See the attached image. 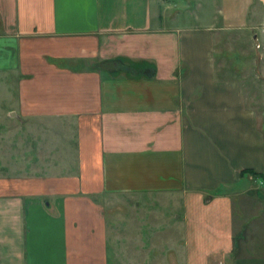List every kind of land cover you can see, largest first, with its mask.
Wrapping results in <instances>:
<instances>
[{
	"label": "crops",
	"instance_id": "0c3cea01",
	"mask_svg": "<svg viewBox=\"0 0 264 264\" xmlns=\"http://www.w3.org/2000/svg\"><path fill=\"white\" fill-rule=\"evenodd\" d=\"M166 3L0 0L1 137L33 121L71 137L70 158L40 165L67 173L0 159V264H264V203L249 204L264 190V109L216 59L254 0H222L220 28L184 27ZM117 58L155 77L93 70ZM116 197L137 202L103 204Z\"/></svg>",
	"mask_w": 264,
	"mask_h": 264
},
{
	"label": "rangeland",
	"instance_id": "374dc122",
	"mask_svg": "<svg viewBox=\"0 0 264 264\" xmlns=\"http://www.w3.org/2000/svg\"><path fill=\"white\" fill-rule=\"evenodd\" d=\"M172 0L173 3H166L173 6L171 11H178L176 15L183 14L185 19L182 26H215L220 28L223 25L224 18L221 17L222 0ZM218 3H215V2ZM176 2V3H174ZM186 2V3H184ZM243 11L245 3H240ZM180 26V25H179ZM213 28V27H212ZM216 59L221 76H238L245 86L247 105L257 110L264 109V0H254L249 16L248 25L242 30L222 31L216 43ZM8 102L2 104L6 105ZM12 130V131H11ZM16 131V132H15ZM18 130L8 129L6 132H15ZM70 136L65 139L59 137L56 130L47 124H41L38 121L32 122V131L19 132L14 137H1L0 135V159L4 163L10 162L12 165L19 164L21 167L7 168L6 172L13 174H59L67 173L68 168L56 169L53 167H41L46 160L53 165L62 158H67L68 154L62 152L70 140ZM70 158V156H68ZM10 159V160H9ZM56 161V162H55ZM32 163L25 168L23 165ZM251 193L255 194L256 200H249L250 208L260 209L264 203V190L253 189ZM250 197H252L250 195ZM243 199V198H242ZM261 199V200H260ZM103 204L108 202L114 204V208L125 205L135 206L136 199L128 197L113 198L112 200H102ZM253 205V206H252ZM239 208V205H237ZM162 212L169 215V207H162ZM253 210L250 213L253 214ZM162 213V222L165 217ZM168 218V217H167ZM144 231L145 237H150L153 228L149 225L150 217L146 220ZM170 224V223H169ZM169 224H166V228ZM164 225V223H163ZM169 227V226H168ZM170 231L160 233L161 238H169ZM169 241V239H168ZM169 246V244L167 245ZM165 248L166 245L163 244ZM168 251V247H166ZM170 254L173 252H169ZM168 254V252H167ZM171 254V255H172ZM167 256V255H166Z\"/></svg>",
	"mask_w": 264,
	"mask_h": 264
},
{
	"label": "trees",
	"instance_id": "16d2710c",
	"mask_svg": "<svg viewBox=\"0 0 264 264\" xmlns=\"http://www.w3.org/2000/svg\"><path fill=\"white\" fill-rule=\"evenodd\" d=\"M65 65L66 62H58V65ZM95 71L107 72L112 77H119L125 74L131 78H154L156 69L154 65L147 62H135L127 58H117L109 61L96 63L93 67ZM257 177L253 171H244Z\"/></svg>",
	"mask_w": 264,
	"mask_h": 264
}]
</instances>
